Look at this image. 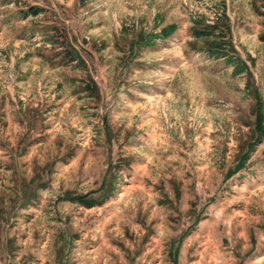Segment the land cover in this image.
<instances>
[{
  "label": "rangeland",
  "instance_id": "obj_1",
  "mask_svg": "<svg viewBox=\"0 0 264 264\" xmlns=\"http://www.w3.org/2000/svg\"><path fill=\"white\" fill-rule=\"evenodd\" d=\"M0 264H264V0H0Z\"/></svg>",
  "mask_w": 264,
  "mask_h": 264
},
{
  "label": "trees",
  "instance_id": "obj_2",
  "mask_svg": "<svg viewBox=\"0 0 264 264\" xmlns=\"http://www.w3.org/2000/svg\"><path fill=\"white\" fill-rule=\"evenodd\" d=\"M73 51H74V49H73ZM255 113H256V121H255L254 126L259 133H262V130H263V126H262L263 113L261 112L260 109H257V111H255ZM87 197H88L87 193L86 194L85 193L73 194V195H70L69 193H67L64 195V199H67V200L72 201V202H77V203L84 205V206H92L96 203L95 199L87 198Z\"/></svg>",
  "mask_w": 264,
  "mask_h": 264
}]
</instances>
